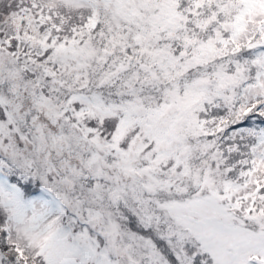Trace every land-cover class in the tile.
I'll list each match as a JSON object with an SVG mask.
<instances>
[{"label":"snow or ice","instance_id":"snow-or-ice-1","mask_svg":"<svg viewBox=\"0 0 264 264\" xmlns=\"http://www.w3.org/2000/svg\"><path fill=\"white\" fill-rule=\"evenodd\" d=\"M0 264H264V0H0Z\"/></svg>","mask_w":264,"mask_h":264}]
</instances>
